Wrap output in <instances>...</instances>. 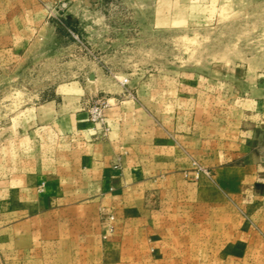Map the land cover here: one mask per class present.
Masks as SVG:
<instances>
[{
	"label": "rangeland",
	"instance_id": "1",
	"mask_svg": "<svg viewBox=\"0 0 264 264\" xmlns=\"http://www.w3.org/2000/svg\"><path fill=\"white\" fill-rule=\"evenodd\" d=\"M15 1L0 0V156L4 138L17 135L8 126L49 99H72L87 113L97 101L105 112L108 97L136 98L177 128L194 113L184 95L199 96L204 125L212 115L225 122L243 98L264 99V0ZM204 178L212 180L209 167L192 158L154 218L164 227L146 228L147 214L120 222L110 210L100 233L0 248V264H264V243L244 212L190 196V183L208 194Z\"/></svg>",
	"mask_w": 264,
	"mask_h": 264
},
{
	"label": "crops",
	"instance_id": "2",
	"mask_svg": "<svg viewBox=\"0 0 264 264\" xmlns=\"http://www.w3.org/2000/svg\"><path fill=\"white\" fill-rule=\"evenodd\" d=\"M108 99L105 134L72 99L46 100L8 126L17 135L4 138L0 156V248L26 251L100 233L110 210L120 222L147 214L146 228L164 227L154 218L166 212L167 194L192 158L209 167L212 180L204 178L208 194L204 183H190V196L244 212L264 243V99L243 98L225 122L212 113L204 125L199 96L184 95L194 113L168 121L178 128L139 99ZM113 239L122 242V232Z\"/></svg>",
	"mask_w": 264,
	"mask_h": 264
},
{
	"label": "built area",
	"instance_id": "3",
	"mask_svg": "<svg viewBox=\"0 0 264 264\" xmlns=\"http://www.w3.org/2000/svg\"><path fill=\"white\" fill-rule=\"evenodd\" d=\"M105 103L103 101H97L87 109V120L95 127H99L102 130V133L105 134L109 130V126L106 122L105 112H104ZM116 167V165H115ZM203 168L197 166V172L202 171ZM110 218H113L112 216Z\"/></svg>",
	"mask_w": 264,
	"mask_h": 264
}]
</instances>
